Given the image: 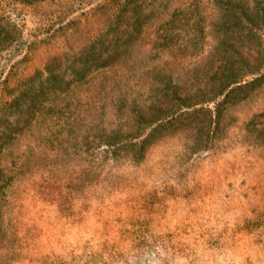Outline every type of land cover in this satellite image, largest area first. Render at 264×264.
<instances>
[{
    "label": "trees",
    "instance_id": "trees-1",
    "mask_svg": "<svg viewBox=\"0 0 264 264\" xmlns=\"http://www.w3.org/2000/svg\"><path fill=\"white\" fill-rule=\"evenodd\" d=\"M96 1L0 0V152L37 123L46 102L47 118L57 121L62 114L60 99L74 83L96 70L110 69L117 77L111 81L114 102L128 127L114 119L113 104L102 157L109 170L129 154L142 165L154 143L175 139V158L181 165L174 164L175 178L158 179L163 185L188 189L195 184L194 173L205 156L214 158L240 147L249 156L244 161L249 166L264 156V0ZM93 2L88 12L74 15ZM18 6L47 17V26L32 32L35 36L47 32V60L32 73L28 68L15 70L31 60L37 43L22 39V27L11 16ZM58 32L72 39L63 47H49ZM146 52L157 66L132 75L131 60L143 59ZM176 66L182 68L174 76L169 68ZM13 75L18 77L17 87L5 95ZM99 174L98 184L108 187L117 176ZM5 176L6 169L0 166V181ZM129 219H134L132 213ZM207 234L211 243L213 237ZM165 236L173 233L149 234L159 253L136 251L131 239L124 254L117 241H102L92 251L82 252L87 257L82 262L120 264L125 256L123 264H179L177 253L164 243ZM20 239L16 228L0 227V264L12 263ZM66 256L50 249L47 264H67ZM262 256L261 249L254 264H264ZM239 264L253 263L245 258Z\"/></svg>",
    "mask_w": 264,
    "mask_h": 264
},
{
    "label": "rangeland",
    "instance_id": "rangeland-1",
    "mask_svg": "<svg viewBox=\"0 0 264 264\" xmlns=\"http://www.w3.org/2000/svg\"><path fill=\"white\" fill-rule=\"evenodd\" d=\"M96 2L74 15L88 12ZM12 12L22 27V39L37 42L31 60L15 70L28 68L32 73L47 60V32L32 34L47 26V17L44 13L32 15L33 10L21 6ZM71 39L58 32L49 47H63ZM135 58L131 60L132 75L146 66H157L149 52L143 59ZM181 68L169 69L175 76ZM113 77L117 78L110 69H99L74 83L60 99L62 114L57 121L47 118L46 102L37 123L0 152V166L6 169L0 181V227L16 228L21 236L10 264H41L38 259L47 264L50 249L67 255V264H90L82 262L87 258L82 252L92 251L102 241H117L124 254L131 239L136 251L159 253L158 244L150 241V232L173 233L163 241L169 251L172 248L177 253L179 264H239L245 258L254 264L261 249L264 262V156L250 166L244 164L249 156L240 147L214 158L205 156L194 173L195 184L188 189L163 185L158 179L175 178V165H181L175 158V139L154 143L142 165L129 154L109 170L102 157L113 104L114 119L128 127L114 102ZM17 83L16 75L10 77L5 95ZM184 83L189 86L188 81ZM84 125L88 127L84 129ZM28 171H32L29 176ZM101 171L117 175L110 187L98 184ZM131 213L133 220L129 219ZM207 233L213 237L211 243Z\"/></svg>",
    "mask_w": 264,
    "mask_h": 264
}]
</instances>
